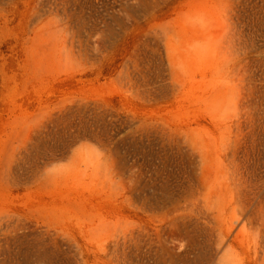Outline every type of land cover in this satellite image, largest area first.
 I'll return each instance as SVG.
<instances>
[{"label":"rangeland","instance_id":"1","mask_svg":"<svg viewBox=\"0 0 264 264\" xmlns=\"http://www.w3.org/2000/svg\"><path fill=\"white\" fill-rule=\"evenodd\" d=\"M0 264H264V0H0Z\"/></svg>","mask_w":264,"mask_h":264}]
</instances>
